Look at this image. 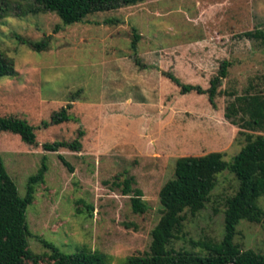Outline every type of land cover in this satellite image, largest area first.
<instances>
[{"label": "rangeland", "instance_id": "obj_1", "mask_svg": "<svg viewBox=\"0 0 264 264\" xmlns=\"http://www.w3.org/2000/svg\"><path fill=\"white\" fill-rule=\"evenodd\" d=\"M32 6L0 0V59L15 72L0 78V117L25 120L35 136L30 146L0 132V157L19 196L41 163L46 168L24 213L28 248L43 256L40 264H48L49 253L41 242L64 254L94 252L104 264H124L148 252L160 217L157 194L172 177L174 161L219 152L230 162L243 145L222 115L228 98L217 96L212 107L204 94H180L164 73L205 89L225 60L230 66L220 90L239 94L257 82L264 47L243 33L264 27V0H143L67 26L53 13H30ZM16 37L49 38L45 50L34 52ZM66 103L70 121L42 126ZM74 139L78 152L41 149ZM128 176L146 204L142 214L133 213L129 195L121 193L119 183ZM236 185L230 173L218 174L203 207L183 213L180 233L167 248L206 256L203 245L223 235L224 199ZM257 204L264 213V195ZM232 243L264 254V215L257 224L239 220Z\"/></svg>", "mask_w": 264, "mask_h": 264}, {"label": "trees", "instance_id": "obj_2", "mask_svg": "<svg viewBox=\"0 0 264 264\" xmlns=\"http://www.w3.org/2000/svg\"><path fill=\"white\" fill-rule=\"evenodd\" d=\"M29 12L53 13L62 26L80 22L87 15L131 6L143 0H30ZM243 37L258 42L264 47V27L243 33ZM48 38L41 41H29L16 37L19 43L34 52L47 48ZM137 36L130 42L134 52ZM135 54V53H134ZM137 65V60L134 58ZM228 61L222 60L216 74L208 80L205 89L197 85L181 83L170 73L164 76L178 88L180 94L193 92L206 95L210 106L214 99L223 95L228 100L223 107V118L238 129L243 138L230 162H225L219 152H210L202 156L179 157L174 161L172 177L159 189L157 197L160 217L150 232L149 249L146 254L132 255L124 264H264V254L251 250H239L232 243L235 226L239 220L257 224L264 213L257 200L264 195V75L257 82L247 84L241 93L234 90H220L221 81L226 78ZM15 74L9 61L0 59V78ZM77 91L72 94L75 96ZM73 97H69L72 101ZM70 103L50 114L49 122L42 126L58 125L70 121ZM34 127L25 120L16 117H0V132H8L19 137L22 143L35 145ZM81 134V133H79ZM80 143L77 139L70 142L52 141L41 144L44 152L56 153L59 149L78 152ZM62 161V157L58 156ZM68 170L70 167L62 162ZM46 171L41 163L36 172L29 176L23 196H19L14 182L8 176L0 157V264H40L43 256L36 255L28 248L30 236L25 221V209L33 200L34 185L42 183ZM223 171L230 173L237 182L233 194L223 203V235L218 243L204 244L206 256L199 257L184 251L167 248L170 240L180 233L183 213L195 214L207 201L213 189L216 176ZM133 178H123L122 195H129L133 213L142 214L146 204L141 199V192L132 187ZM131 195V196H130ZM48 250L45 259L48 264H104L102 254L94 252H75L64 254L50 243L41 242Z\"/></svg>", "mask_w": 264, "mask_h": 264}]
</instances>
